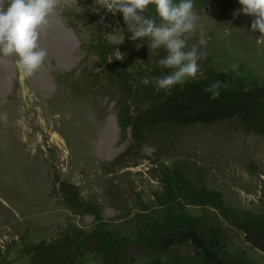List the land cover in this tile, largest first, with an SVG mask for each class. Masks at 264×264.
<instances>
[{
    "label": "rangeland",
    "instance_id": "1",
    "mask_svg": "<svg viewBox=\"0 0 264 264\" xmlns=\"http://www.w3.org/2000/svg\"><path fill=\"white\" fill-rule=\"evenodd\" d=\"M112 3L0 0V264H30L57 239L77 251L72 264H206L190 241L154 247L193 226L225 263L264 264L251 239L264 233V135L251 126L174 127V140L151 138L111 165L134 144L120 129L118 99L137 114L206 70L264 84V0L234 10L212 1L154 26L121 19ZM88 16L126 94L107 82L95 28L78 22ZM57 178L78 187L76 210Z\"/></svg>",
    "mask_w": 264,
    "mask_h": 264
},
{
    "label": "trees",
    "instance_id": "2",
    "mask_svg": "<svg viewBox=\"0 0 264 264\" xmlns=\"http://www.w3.org/2000/svg\"><path fill=\"white\" fill-rule=\"evenodd\" d=\"M212 1L219 2L226 10H234L248 9L259 0H160L157 2L112 0V7L123 20L133 19V23L143 21L154 26L173 15L192 10L194 6H208ZM78 22L95 28L96 39L93 48L97 51L104 71H107V82L119 87L121 92L126 94L127 81L123 79L119 70H115L109 64L111 60L108 57L112 54V47L102 36L98 23L90 16ZM116 107L120 129L127 133L130 128L134 144L111 162V165L121 164L124 159L139 151L151 138H157L160 141L174 140V127L211 125L237 119L242 126H251L264 135V84L249 87L234 85L233 76L228 71L214 74L206 70L204 79L186 81L169 88L161 97L137 114L132 112L130 102L126 98L118 99ZM55 184L59 186L70 207L76 210L72 205L81 202L78 187L60 178L56 179ZM246 228L253 229V226L247 224ZM251 239L256 247L264 251V233L257 230ZM188 241L195 249L203 251L206 256L204 263L227 264L208 249L201 229L197 226L182 231L178 236L170 233L163 234L157 238L154 247L157 250H169L177 244ZM76 253L75 248L57 239L54 243H49L43 251H36L30 264H72L71 260L75 258Z\"/></svg>",
    "mask_w": 264,
    "mask_h": 264
},
{
    "label": "bare ground",
    "instance_id": "3",
    "mask_svg": "<svg viewBox=\"0 0 264 264\" xmlns=\"http://www.w3.org/2000/svg\"><path fill=\"white\" fill-rule=\"evenodd\" d=\"M45 29H47V27H45V28H43L42 30H45ZM41 30V31H42ZM58 30H59V32H58ZM44 32V31H43ZM62 32V30H61V28H58L57 27V24H56V27H55V30H54V32H53V35H54V37L55 38H57V40H56V45L58 46L57 47V49H56V52H58L59 53V55H60V57L62 58V55H63V49H62V46H61V36L64 34V33H61ZM55 33V34H54ZM16 36H17V34H14V37L16 38ZM37 36H38V34L37 35H34V37H32L33 38V40L35 41V39H37ZM70 37V36H69ZM69 40V38L68 37H66L65 38V40L63 41V43H65L66 41H68ZM31 41H32V39H31ZM34 41H32V42H34ZM60 46V47H59ZM67 51L68 52H72L73 51V47H71V46H69L68 47V49H67ZM71 53H69V55H70ZM49 57V56H48ZM39 86H41V85H39ZM40 97V96H39ZM36 101H39V102H44L43 100H41V99H37ZM32 102H35V99H33V101ZM44 104V103H43ZM9 108V107H8ZM8 108H2V110L3 111H5V110H8ZM25 110H28V108L26 109L25 108ZM2 113H4V112H2ZM2 113H0V118H1V114ZM15 111H10V113L6 116L5 114H4V117H5V119L7 120H10L13 116H15ZM13 115V116H12ZM40 116V115H39ZM4 120V119H3Z\"/></svg>",
    "mask_w": 264,
    "mask_h": 264
}]
</instances>
